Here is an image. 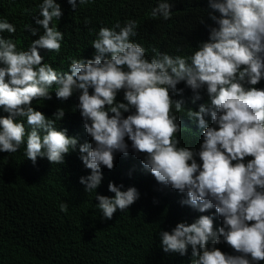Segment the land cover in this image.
<instances>
[{
    "label": "clouds",
    "instance_id": "9594fccd",
    "mask_svg": "<svg viewBox=\"0 0 264 264\" xmlns=\"http://www.w3.org/2000/svg\"><path fill=\"white\" fill-rule=\"evenodd\" d=\"M73 9L77 0H67ZM92 0H79L80 5ZM218 27L189 56L146 49L132 38L136 20L101 26L91 42L93 58H73L58 72L39 49L59 53L63 33L57 0H42L36 25L43 29L27 48L22 21L0 19V152L21 145L34 164L47 157L62 164L65 154L91 170L80 177L87 192L104 174L110 178L117 152L129 145L149 169L136 187L114 196L96 195L97 207L111 220L119 209L137 204L141 186L156 181L178 196L181 212L165 220L160 233L164 252L186 254L191 264H260L264 261V0H208ZM150 16L172 17L169 0H156ZM87 23V21H86ZM32 35L39 29L27 25ZM25 34V35H24ZM55 90L50 95V89ZM189 87L192 91H186ZM34 100L48 108L36 110ZM26 119V129L23 119ZM193 142L180 146L182 125ZM250 159H246L249 158ZM162 206V208H164ZM215 208L222 222L201 215ZM60 210L67 212L66 203ZM132 229L138 230L136 225ZM211 241V246L209 245Z\"/></svg>",
    "mask_w": 264,
    "mask_h": 264
},
{
    "label": "trees",
    "instance_id": "16d2710c",
    "mask_svg": "<svg viewBox=\"0 0 264 264\" xmlns=\"http://www.w3.org/2000/svg\"><path fill=\"white\" fill-rule=\"evenodd\" d=\"M57 2L62 16L54 23L64 34L61 50L39 52L46 53L51 66L62 73L69 71L73 58H93L91 42L101 26L112 27L118 21L123 26L127 20H136L137 35L132 39L147 50L149 59L153 48L173 56H189L209 40L210 29L218 27L209 13H219L210 8L208 0H169L172 17L168 20L150 16L156 0H92L84 5L77 0L76 9L67 0ZM40 3L42 0H0V19L22 21L27 48L43 33L33 18L39 16ZM27 25L39 29L37 34L32 35ZM246 80L245 87L264 89V76L256 85H248ZM54 90L55 85L50 95ZM185 90L192 91L189 87ZM43 101L34 100L32 106L38 111L39 106L47 109ZM7 115L0 109V116ZM18 119L24 120L27 129L26 119ZM186 129L184 124L177 133L180 146L193 142ZM142 159L143 154L134 153L130 144L127 155L115 154L110 178L102 166L101 184L87 192L80 177H87L91 170L79 157L67 153L62 164L37 157L34 164L26 157L24 145L15 153L0 152V264H191L190 248L184 255L163 251L160 233L168 231L165 220L181 210L176 204L178 196L152 174L150 181L137 189L138 203L124 211L118 209L111 220L97 207L96 195L114 196L108 191L109 182L126 190L145 180L149 169L143 167ZM61 203L67 204V212L60 210ZM191 213L195 220L211 216L214 227L222 222L215 208L203 213L192 208ZM133 225L139 229H132Z\"/></svg>",
    "mask_w": 264,
    "mask_h": 264
}]
</instances>
